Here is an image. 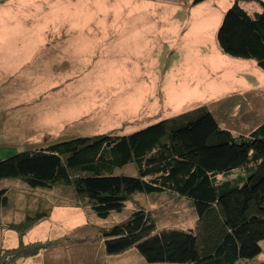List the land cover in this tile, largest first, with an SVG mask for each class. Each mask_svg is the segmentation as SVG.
<instances>
[{"label": "rangeland", "instance_id": "obj_1", "mask_svg": "<svg viewBox=\"0 0 264 264\" xmlns=\"http://www.w3.org/2000/svg\"><path fill=\"white\" fill-rule=\"evenodd\" d=\"M236 2L250 14L262 10L244 0H0V160L77 137L129 135L204 105L225 129L248 135L264 122V71L224 54L216 39ZM116 173L137 175L133 164ZM2 188L11 193L0 251L19 243L4 223L61 202L25 237L52 245L11 264L146 263L137 247L108 255L102 237L135 203L103 219L62 188L27 195L16 179ZM135 200L152 212L157 231H187L198 218L174 195ZM263 262L264 252L250 264Z\"/></svg>", "mask_w": 264, "mask_h": 264}, {"label": "trees", "instance_id": "obj_2", "mask_svg": "<svg viewBox=\"0 0 264 264\" xmlns=\"http://www.w3.org/2000/svg\"><path fill=\"white\" fill-rule=\"evenodd\" d=\"M244 1H258L262 10L250 14L236 2L217 43L224 54L254 60L264 71V2ZM131 164L136 176L116 173ZM9 179L29 191L68 190L76 206L90 207L103 219L135 203L127 219L102 230L110 256L137 247L145 264H250L264 252V122L234 136L206 105L129 135L77 137L21 150L0 160V182ZM10 193L0 189V224ZM137 193L190 201L198 216L194 227L157 231L156 218L137 203ZM55 204L61 202L33 212L28 207L23 219L2 225L17 232L19 243L0 251V264L37 256L52 245L25 244L24 238L51 216Z\"/></svg>", "mask_w": 264, "mask_h": 264}, {"label": "crops", "instance_id": "obj_3", "mask_svg": "<svg viewBox=\"0 0 264 264\" xmlns=\"http://www.w3.org/2000/svg\"><path fill=\"white\" fill-rule=\"evenodd\" d=\"M0 53H3V52H0ZM3 59H4V56H3V55H0V64H2V60H3ZM221 127L224 128L223 126H221ZM224 129H225V128H224ZM231 132L233 133L234 136L241 135V133H235L234 131H231ZM242 135H243V134H242ZM29 192H30V191H29ZM30 193H31V192H30ZM72 198L74 199L75 197H72V196L69 197V199H72ZM45 203H46V202H45ZM68 204H69V203H68ZM68 204H66V205H68ZM37 208H38V207H37ZM54 208H55V207H54ZM53 210H54V209H53ZM2 212H4V211H2ZM2 212H1V214H2ZM53 213H54V211H52L51 216L53 215ZM51 216H50V217H51ZM50 217H49V218H50ZM49 218H48V219H49ZM48 219H46L45 221H47ZM43 222H44V221H43ZM41 223H42V222H41ZM39 224H40V223H39ZM36 226H37V225H36ZM36 226H35V227H36ZM35 227H34V228H35ZM34 228H33V229H34ZM33 229H32V230H33ZM29 232H30V231H29ZM29 232H28V233H29ZM28 233H27V234H28ZM26 236H27V235H26ZM26 236H25V237H26ZM24 242H25V238H24ZM25 244H26V243H25Z\"/></svg>", "mask_w": 264, "mask_h": 264}]
</instances>
